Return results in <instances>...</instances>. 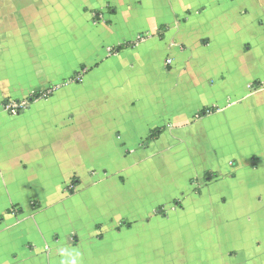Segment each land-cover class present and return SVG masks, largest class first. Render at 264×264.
<instances>
[{"label":"crops","instance_id":"1","mask_svg":"<svg viewBox=\"0 0 264 264\" xmlns=\"http://www.w3.org/2000/svg\"><path fill=\"white\" fill-rule=\"evenodd\" d=\"M0 264H264V0H0Z\"/></svg>","mask_w":264,"mask_h":264},{"label":"built area","instance_id":"2","mask_svg":"<svg viewBox=\"0 0 264 264\" xmlns=\"http://www.w3.org/2000/svg\"><path fill=\"white\" fill-rule=\"evenodd\" d=\"M25 103H13L7 106V109H10L9 112L13 115L17 114L23 107Z\"/></svg>","mask_w":264,"mask_h":264},{"label":"trees","instance_id":"3","mask_svg":"<svg viewBox=\"0 0 264 264\" xmlns=\"http://www.w3.org/2000/svg\"><path fill=\"white\" fill-rule=\"evenodd\" d=\"M34 97H35V96H34ZM29 101H32V98H31Z\"/></svg>","mask_w":264,"mask_h":264}]
</instances>
